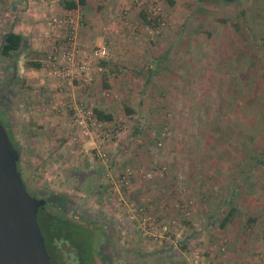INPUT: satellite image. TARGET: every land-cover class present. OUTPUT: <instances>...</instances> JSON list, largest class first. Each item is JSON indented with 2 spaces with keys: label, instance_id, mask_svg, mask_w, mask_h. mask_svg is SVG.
<instances>
[{
  "label": "crops",
  "instance_id": "1",
  "mask_svg": "<svg viewBox=\"0 0 264 264\" xmlns=\"http://www.w3.org/2000/svg\"><path fill=\"white\" fill-rule=\"evenodd\" d=\"M62 1L68 0H0V44L8 31L24 39L19 51L0 55V108L29 173L65 197L71 191L81 195L92 184L93 197L103 192L105 180L115 193L113 181L132 168L123 193L116 192L125 221L119 230L128 235L137 229L128 219L130 208L156 224L155 236L142 235L134 248L138 264H193L194 257L206 264H264V135L257 142L252 131L253 142L244 143L249 161L241 158V142H230L236 148L225 144L226 133L236 136L234 128L220 125L222 118L234 117L240 94L203 93L204 69L194 58L195 44L187 43L181 56L176 41L186 32L172 37L143 30L135 0H84L72 8ZM235 2L242 6L243 0ZM169 6L175 8L176 1ZM53 16L74 20L77 58L89 64L90 83L59 84L51 75L49 60L62 56L67 31L51 22ZM187 17L204 18L194 11ZM250 22L255 29V15ZM102 44L108 56L99 61L106 69L98 71L91 50ZM195 48L200 57L208 53ZM237 59L238 51L223 57L221 69L226 63L230 72L238 71ZM256 63L253 52L248 72ZM257 76L254 71L248 79L255 90L261 83ZM232 85L233 90L241 86ZM253 94L248 100L256 118ZM74 101L123 124L119 137L106 145L107 161L95 156L92 140L71 124Z\"/></svg>",
  "mask_w": 264,
  "mask_h": 264
},
{
  "label": "rangeland",
  "instance_id": "2",
  "mask_svg": "<svg viewBox=\"0 0 264 264\" xmlns=\"http://www.w3.org/2000/svg\"><path fill=\"white\" fill-rule=\"evenodd\" d=\"M146 1L160 6L164 24L159 29V32H152L151 29L146 28V24L141 18L143 30H148L154 34H160L166 31L172 37H175L177 32H186L185 37L184 35H180L178 37L179 39L176 41L178 43V45H176V52L178 51L177 53L181 54V56L184 55L185 50L188 48L187 43L189 42L192 45L195 44V46L200 47L201 51L206 50L208 52L200 57L197 55L200 53V50L196 49L194 46V58H199L204 69L201 74V79H203V81L200 87L201 90L204 88L203 93H208V97L215 95L219 97L220 95L228 96L233 94V91H235V94H240V100L236 104L237 112L235 111L234 117H232V119L229 117L222 118L220 125L223 128H234L236 136L226 133L224 135L225 144L236 148L237 145H232L230 142H232V140H238L242 144V147H239L241 158L249 160V151L247 147H245V144L253 142L251 132L253 131L256 133L255 137L257 142L259 139L258 137L264 135V0H251V2L243 0V2H241L242 6L240 2H227L223 0H175L176 6L173 9H170L169 3L166 0ZM243 3L245 5H243ZM249 8L252 9L251 13L245 11ZM168 10H170V13ZM193 11L203 15L204 18H186V15L192 14ZM139 12L142 13L140 10ZM168 15H170V19ZM254 15L257 18V26L255 29H252L255 25L250 27L253 24L250 20L251 16ZM219 17L223 18L222 21L218 20ZM167 19L169 21H167ZM221 28H223L221 34L224 35L223 38L218 39ZM168 30L170 31L168 32ZM249 35L252 36L249 37ZM188 39H190V41H186ZM233 42H238L237 47H233ZM236 51L239 52V59H237L236 62L239 70L230 72V69L232 70V65H226V63L222 66V70L221 59H223V57H232ZM253 52L257 56V69L248 72L249 67L247 62L248 59L251 58ZM254 71L257 72L258 80L261 82L260 84L258 83L256 90L253 89V84L251 87L248 83V79L252 78V72ZM235 72L238 73L236 74ZM234 81L235 84L236 82L241 84L236 90H233V85L231 86V83ZM255 92L258 97L256 98V118L251 117V109H255L253 101L248 100V94L254 95L253 93ZM245 129L247 131L238 135V132H240L239 130ZM225 132H228V130ZM231 146L228 147L230 150ZM233 152L236 154L237 150L235 151L233 149ZM19 165L24 181L31 191L43 194L47 192V196L49 197L52 194H61L57 191L58 189L56 187L46 186L43 182L36 179L35 174L29 173L28 166L30 165H28L23 157ZM90 186H92V184ZM90 186L88 187L91 188ZM103 186V192L93 197L89 196V188H87V186L85 187V192H82L81 195L75 193V191H71L70 197L68 196V198L73 203L68 205L71 212L68 213L67 216H71L78 224L84 226L88 225L86 220H92L96 225H105L107 232L106 237H103L102 227L94 230L93 234L95 235H92V237L86 233L77 232L80 244L87 247L85 253L86 257H90L88 260L89 264H138V261L134 258L136 251L134 248H137L144 234L139 229L135 228H130L131 231L128 230V235H125L119 230V227L125 222L123 210L120 208L121 206L123 208V204L118 199V194L116 192L114 193L113 190L108 191L106 189V180ZM124 188H122V193ZM133 223L134 222H132V224ZM60 247L63 260L67 262V264H76V256L71 248L64 243H61ZM52 264L56 263L52 261Z\"/></svg>",
  "mask_w": 264,
  "mask_h": 264
},
{
  "label": "built area",
  "instance_id": "3",
  "mask_svg": "<svg viewBox=\"0 0 264 264\" xmlns=\"http://www.w3.org/2000/svg\"><path fill=\"white\" fill-rule=\"evenodd\" d=\"M139 10L143 13L142 19L145 26L152 32H159L164 24V18L161 15V8L157 4L148 3L146 0H135ZM51 22L57 26H65L67 29L64 42L62 43L63 54L61 57H53L49 60V70L51 75L59 84H71L78 80L84 83H90L92 74L89 64L77 58L78 50L76 44L75 22L70 17L59 18L53 16ZM91 56L98 63L96 69L103 71L105 66L99 64V61L108 56L106 45H97L91 50ZM69 117L71 124L81 136L87 137L93 142L95 156L101 161L108 160L106 145L117 139L124 127L120 121H109L100 119L95 110L80 101H74L70 105ZM134 173L132 168H125L113 181L114 190L121 194L122 188L128 185L129 177ZM128 219L137 224L144 235H153L156 225L150 222L141 212L130 208L128 210ZM193 264H206L201 257H194Z\"/></svg>",
  "mask_w": 264,
  "mask_h": 264
},
{
  "label": "water",
  "instance_id": "4",
  "mask_svg": "<svg viewBox=\"0 0 264 264\" xmlns=\"http://www.w3.org/2000/svg\"><path fill=\"white\" fill-rule=\"evenodd\" d=\"M20 150L0 121V264H51L31 195L17 168Z\"/></svg>",
  "mask_w": 264,
  "mask_h": 264
},
{
  "label": "trees",
  "instance_id": "5",
  "mask_svg": "<svg viewBox=\"0 0 264 264\" xmlns=\"http://www.w3.org/2000/svg\"><path fill=\"white\" fill-rule=\"evenodd\" d=\"M166 1L169 4L174 3V0H166ZM224 1L235 2L236 0H224ZM77 3L83 4L84 0H77V2L72 0L62 1L61 4H63L67 8H72L75 7ZM141 15L143 16V13H141ZM23 45H24V39L21 34L15 33L13 31H8L2 36L1 44H0V55L5 58L10 57L12 53H16L17 51H19ZM95 112L100 119H103V117H105L106 119H110V116H103L102 113L99 111H95ZM0 121L3 124L4 128L6 129L8 136L10 140L13 142L14 146L19 148V145L15 141V138L13 136L12 129L7 123L8 121L6 114L4 110H2L1 108H0ZM20 160H21V154L19 156V159L17 160V168L21 173L22 180L24 181L19 165ZM24 183L28 190L29 189L28 185L26 184L25 181ZM28 192L31 195L35 196V194H32L31 191L28 190ZM44 195H48L47 192H44ZM38 198L45 199L44 205L40 206L38 209L37 220L42 235L44 236L45 246L50 256L51 264L52 261H54L56 264H67V262L63 260L62 255L60 253L61 243L67 244L74 252L76 256L75 257L76 264H89L88 260L90 259V257H86V253H85L87 251V247H84V245L80 244V240L78 239L77 232H83L84 234L86 233L92 237V235H95L93 234L94 230H97V228L102 227L103 237H106L107 232L105 225L103 224L96 225L94 221L86 220V223L88 225L84 226L78 224L77 221L73 220L71 216L70 217L67 216V214L71 211L69 210L68 205H70V203L71 204L73 203L68 197H65L60 194H52L50 197L49 196L44 197L43 195H41V197Z\"/></svg>",
  "mask_w": 264,
  "mask_h": 264
},
{
  "label": "flooded vegetation",
  "instance_id": "6",
  "mask_svg": "<svg viewBox=\"0 0 264 264\" xmlns=\"http://www.w3.org/2000/svg\"><path fill=\"white\" fill-rule=\"evenodd\" d=\"M28 188H29V187H28ZM28 190L31 191L30 188H29ZM31 192H32V194H35V196H37V197H41V195H43L44 197L47 196V195H44L43 193H40V194H39V192H35V191H31ZM46 199H47V198H46ZM70 212H71V211H70ZM70 212H69V213H70Z\"/></svg>",
  "mask_w": 264,
  "mask_h": 264
}]
</instances>
